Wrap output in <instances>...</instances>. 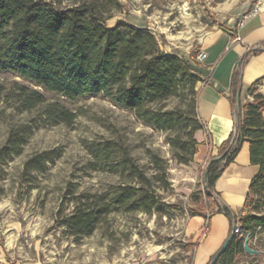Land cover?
<instances>
[{
	"label": "trees",
	"instance_id": "trees-1",
	"mask_svg": "<svg viewBox=\"0 0 264 264\" xmlns=\"http://www.w3.org/2000/svg\"><path fill=\"white\" fill-rule=\"evenodd\" d=\"M123 8L121 0H0V72L29 80L56 95L76 100L97 97L130 110L142 123L173 134L169 142L183 163L197 152L196 131L204 124L198 113V83L205 81L192 59L166 51L161 37L150 28L118 19L108 20ZM264 47L254 49V53ZM240 69L232 76L230 101L235 116L234 130L221 144L217 156L205 171V194L210 197L224 169L231 164L244 142L249 143L250 161L258 167L242 207L235 213L218 205L240 224L243 235L256 238L264 230V76L252 83L250 97L237 105L241 92ZM178 103L169 106L172 99ZM19 113L33 112L24 122L13 125L3 146L0 163L21 155L29 137L42 124L73 126L77 111L59 99H47L37 88L19 81L8 87L0 81V105ZM88 160L79 168L86 175L105 171L119 180L95 191H76L73 178L66 186L70 213H58L57 223L79 243L113 213L143 211L166 213L154 186V178L137 163L129 147L114 138L84 139ZM61 157L56 149H45L28 157L23 175L44 174ZM223 166L218 170L219 165ZM166 180V179H165ZM217 195H219L217 193ZM193 216L201 215L194 211ZM234 235L216 264H233L246 248Z\"/></svg>",
	"mask_w": 264,
	"mask_h": 264
},
{
	"label": "rangeland",
	"instance_id": "rangeland-1",
	"mask_svg": "<svg viewBox=\"0 0 264 264\" xmlns=\"http://www.w3.org/2000/svg\"><path fill=\"white\" fill-rule=\"evenodd\" d=\"M121 1L123 8L113 13L109 25L124 19L148 27L161 37L164 50H189L198 59L204 53L199 43L209 31L215 26L228 28V18L234 11L248 2L250 8L244 13L249 12L259 0ZM0 81L8 87L19 81L37 88L47 99H59L78 113L73 126L42 124L29 137L21 155L12 157L6 164L0 163V264L29 260L41 264H196V250L204 233L209 232L208 220L215 215L212 214L218 205H228L236 214L242 207L236 206L244 198V179L234 186L222 182L223 194L217 187L212 196L205 194V171L210 159L218 153L203 160L194 155L192 161L183 163L169 142L172 133L142 123L132 111L109 100L97 97L70 100L9 72H0ZM178 102L174 98L169 106ZM35 113H19L1 104L0 147L13 125ZM93 138H114L129 147L137 163L154 178L166 213H113L93 234L76 243L57 223L58 213L67 214L73 209L65 196L73 173L78 175L74 178L76 191L99 190L119 180L109 172L98 170L86 175L79 170L89 158L83 140ZM53 148L61 152V157L44 174H22L28 157ZM222 166L223 162L218 170ZM194 211L201 215L193 216ZM194 217L205 220L201 234L195 236L189 232ZM225 217L228 225L225 230L218 217L211 220V234L205 248L202 247L204 250L220 242L226 231L228 235L231 233V221ZM236 234L238 241L244 244L247 240L258 253L238 254L233 264H264V230H258L256 238L243 235L240 230Z\"/></svg>",
	"mask_w": 264,
	"mask_h": 264
},
{
	"label": "crops",
	"instance_id": "crops-1",
	"mask_svg": "<svg viewBox=\"0 0 264 264\" xmlns=\"http://www.w3.org/2000/svg\"><path fill=\"white\" fill-rule=\"evenodd\" d=\"M254 6H259L260 11L246 19L242 25L239 23V16L250 8L248 2L231 14L227 21L228 28L215 26L199 43L202 52L206 53V58L203 60L195 58L193 60L198 73L205 79V81L199 82L197 86L198 113L204 124V128L195 133V138L198 141L195 158L198 160L217 154L221 144L234 130L235 116L230 101L234 71L240 69L241 98L243 100L250 97L247 93L248 87L264 76V51L253 52L254 49L264 47V0H259L252 5V7ZM237 36H240L241 40H237ZM176 52L186 59H192L193 57L189 50L186 52L178 50ZM259 87L263 91L264 84ZM257 172L258 167L252 165L250 161L249 143L244 142L234 161L224 169L218 179L216 183L218 192L223 194L224 186L221 184L222 182H227L226 186L228 184L234 186L240 183V179L246 180L243 201L236 206L237 208L241 207L245 200L248 185ZM213 217L219 218L220 225L225 226L224 230L227 228L226 217L223 213L215 214ZM211 220H208V223H210V226H208L209 232L204 233L203 239L196 250V254L198 253L196 264H206L210 257L218 251V247L228 235L226 231L223 233L220 242H215L216 244L214 243L212 247L210 246L209 249L204 250L203 248L208 243L211 234ZM204 222V218L194 217L191 219L189 232L194 236L196 233L201 234ZM8 264L41 263L37 260H29L26 262H9Z\"/></svg>",
	"mask_w": 264,
	"mask_h": 264
},
{
	"label": "water",
	"instance_id": "water-1",
	"mask_svg": "<svg viewBox=\"0 0 264 264\" xmlns=\"http://www.w3.org/2000/svg\"><path fill=\"white\" fill-rule=\"evenodd\" d=\"M240 103H241V92L238 94L237 105L239 106ZM219 157H221V156H215V157L211 158L210 161H209V164L212 162V160H214L215 158H219ZM237 228H238V225L236 223V219L234 218L231 233L228 235V237L226 238V240L224 241L222 246L215 253V255L212 257V259L210 260V262L208 264H216L217 263V261H218L219 257L221 256V254L223 252H225L226 249L228 248L230 242L232 241V239H233V237L235 235V232L237 231ZM244 246H245L246 251L248 253H252V254L258 253V250L253 249V248L250 247V245H249L247 240H245Z\"/></svg>",
	"mask_w": 264,
	"mask_h": 264
},
{
	"label": "built area",
	"instance_id": "built-area-1",
	"mask_svg": "<svg viewBox=\"0 0 264 264\" xmlns=\"http://www.w3.org/2000/svg\"><path fill=\"white\" fill-rule=\"evenodd\" d=\"M259 11H260V7L259 6H255L249 12L244 13L243 16H242V20L240 21V24L242 25L246 19H248L251 16L256 15ZM236 39L237 40H241V37L237 36ZM205 58H206V53H200L199 54V59L203 60ZM239 230H240V227L238 225L237 231H239Z\"/></svg>",
	"mask_w": 264,
	"mask_h": 264
}]
</instances>
